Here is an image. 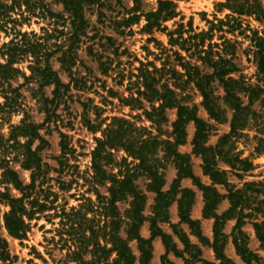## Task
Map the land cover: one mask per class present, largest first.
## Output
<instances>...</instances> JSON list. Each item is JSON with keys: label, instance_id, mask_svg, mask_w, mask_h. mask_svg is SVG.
Returning <instances> with one entry per match:
<instances>
[{"label": "trees", "instance_id": "obj_1", "mask_svg": "<svg viewBox=\"0 0 264 264\" xmlns=\"http://www.w3.org/2000/svg\"><path fill=\"white\" fill-rule=\"evenodd\" d=\"M58 1L62 4L61 11L53 10L47 0H0V34L8 39L0 44V264H13L17 259L2 230L7 236L22 241L40 219L51 225L48 229L39 225L45 228L44 233L51 234L44 237L46 253L54 256L53 251H59L57 261L62 264H153L155 237L161 239L165 249L161 264H174L168 258L170 252L184 264H212L202 258L201 248L189 240L182 224L187 226L189 234L212 248L220 264H234L223 249L227 237L223 225L231 219H235L232 242L237 254L245 264H260L263 259L247 247L241 224L246 217L252 216L245 213L246 209L259 212V219L254 217L252 225L264 246V179L244 180L242 187H237L227 174L230 172L243 179L253 167L247 156L233 152V140L245 128L257 127L259 137L254 150L264 154V40L256 30L243 26L241 19L242 15L264 17V6L259 0L219 2L218 11L227 9L228 12L223 17L214 15L212 19H205L207 29L196 31L190 20L184 23L181 19L172 28L165 24L178 16L174 0H157L155 10L143 13L138 9L139 0H133L134 4L126 9L127 15L113 23L119 33L125 29L132 32V25L138 24L143 17L140 31L149 34L146 40L157 46L158 52L153 54L160 65L152 60H138L135 71L127 76L128 95L121 96L108 88L102 98L107 101L108 97H117L123 105L142 110L141 115L151 126L136 125L118 115L101 117V107L90 106L89 98L80 101L85 127L92 133L100 132V136L94 137L88 172L70 163L75 149L68 144L67 135L62 131H59L57 166L44 161L41 150L48 143L40 129L50 123L57 124L60 116L56 110L66 104L71 88H86L85 78L77 77L73 70L80 61V46L88 43L87 52L98 61L103 74L119 63L113 65L114 59L105 55V50L111 48L112 54L118 56L119 46L112 36L99 34L85 16L87 8L94 7L99 15L104 14L100 9L105 0ZM32 20L42 22L39 32L22 29ZM89 28L94 33H89ZM154 31L167 36L166 45L152 35ZM235 32L249 38L257 66V81H263L262 84L251 83L242 73L237 74L238 42L226 36ZM215 35L218 41L213 40ZM96 38L99 42L93 43ZM96 44L102 48L100 51L94 49ZM53 61L59 64V70L67 73L68 82L61 80ZM116 74L118 84L122 85L125 74L121 71ZM24 86L44 114L40 123L31 119L21 91ZM47 86H51L50 95L44 91ZM188 87L199 92L209 119L224 120L226 108L231 111L229 130L221 134L214 145L207 144L213 125L199 117L197 105L188 101ZM218 88L221 95L216 93ZM256 102L260 103V109L254 107ZM90 108L93 119L88 115ZM166 109L176 111L170 131L161 129L168 121ZM18 114L21 118L13 123L12 117ZM189 122L195 126L192 152L201 157L202 174L209 177V184L203 183L193 172L189 154L178 150L179 145L186 143L185 126ZM120 151L122 154L118 155ZM219 160L230 169L219 167ZM168 161L174 165L176 174L164 189L163 170ZM16 165L29 171L28 182L20 178ZM139 177L144 178V189L137 183ZM184 178H189L202 193V217L213 220L211 241L202 234L200 220L191 217L195 190L181 185ZM217 185L224 186L226 192H220ZM100 187H104L103 192ZM72 189L75 191L70 192ZM148 192L154 197L150 214L146 215ZM66 193L78 203L68 205ZM223 199H227L229 205L218 212V204ZM119 203H124L125 207L121 209ZM172 203L177 204L176 223L169 218ZM145 222L148 223V237L140 232ZM161 223L171 227L183 244L182 249ZM131 242L136 244V252ZM32 250L46 261L35 247Z\"/></svg>", "mask_w": 264, "mask_h": 264}, {"label": "rangeland", "instance_id": "obj_2", "mask_svg": "<svg viewBox=\"0 0 264 264\" xmlns=\"http://www.w3.org/2000/svg\"><path fill=\"white\" fill-rule=\"evenodd\" d=\"M50 2V6L55 11L62 10V4L58 0H47ZM225 0H174L177 5L178 16L174 19L167 21L165 24L172 28L175 22H179L181 19L185 23L188 20L192 22V27L199 31L201 29H207L208 25L206 24L205 19H212L214 15L217 17H223L225 13L228 12L227 9H223L222 11H218L219 2H224ZM104 6L100 9L102 11V15H99L97 9L90 8L86 10L85 16L89 20L91 26H94V29H97L99 34L110 35L115 39L116 45L119 46L120 55L114 56L112 54V49L108 48L105 50V55H109L114 59L113 65L119 62L113 70H110L107 74L101 73L99 63L95 59V57L88 54L86 46L88 43H84L78 49L79 60L76 66L73 68L74 71L77 72V77H84L86 80V88L84 90H77L75 88H71V96L67 99L66 104H61L56 112L60 116V120H57V124L50 123V125H44L40 129L41 135L47 140V145H44L41 150V155L44 161L48 162L51 166H57L56 158L60 155V135L59 131L66 133L67 139L66 141L70 146L75 149V157L70 158V163H74L78 165V169L80 171H90L91 165V155L90 152L95 146L94 137L100 136V132L92 133L89 131L84 123H83V107L80 101H86L88 98V104L92 106L93 104L98 105L102 108L101 117H109L111 115H118L125 117L131 121H134L136 125H145L151 126L150 121H148L143 115H141L142 110L137 108H130L129 106L123 105L117 97H108L107 101L102 98V95L105 96L107 94L106 90L108 88H113L116 90L119 95L126 96L128 95V91L125 89L127 85V76L130 71H135L134 67L139 65L138 60L147 61L152 60L156 65H160V60L154 59V53L158 52L157 46L154 42H148L146 39L150 36L147 33L140 31L141 26L144 24V19L141 17L138 24L132 25V32H127V29L124 30L123 33H119L116 29V25L113 23V20L121 18L123 15H127L126 9H129L133 4V0H105ZM259 3L264 6V0H259ZM157 7V0H139L138 9L139 12H146L150 10H155ZM243 26L249 27L251 30H256L258 35L264 40V17L257 19L254 15L241 16ZM41 23H36L35 20H32L31 24L23 25V30H31L39 32V26ZM89 33H94L93 29H88ZM237 32L231 34L227 33L226 36L230 37L232 40H237L236 46V60L239 67V71L237 74L242 73L245 78L251 83H259L262 84L263 81H257V66L255 57L250 49L251 42L248 37L244 35H238ZM249 34V31H246ZM98 34V35H99ZM154 37L159 39L164 45L167 44V36L164 33L159 31H154L152 34ZM217 35L214 36L213 40L218 41ZM8 40L3 37V33L0 34V44L3 41ZM99 40H96L93 43H98ZM95 50L100 51L102 48L97 44L94 46ZM121 51H124L121 53ZM24 63L23 65H25ZM53 65L55 69L59 70V64L56 61H53ZM121 71L125 74L122 85L118 84L119 78L117 76V72ZM58 74L63 82H68L69 77L67 73L59 70ZM260 79V78H259ZM22 82V79H19ZM51 86H47L44 88V91L47 95H50ZM24 95V102L26 103L31 119L37 123L42 122L44 118V114L38 109V105L33 98L30 96V92L27 90L26 86L21 89ZM186 93L188 95V101L190 103H195L197 105V114L199 117L207 120L209 123L213 125V129L207 139L208 145H214L221 134L228 132L229 130V121L231 118V111L226 108L225 111V119L220 121H215L213 119L208 118V114L204 107L201 105V96L199 92L196 91L192 87H188L186 89ZM217 94H222L220 88L217 89ZM0 97V101H1ZM246 99L244 98V101ZM220 104L224 107L223 102L220 100ZM144 105L147 106V103L144 102ZM256 109H260V103L256 102L254 104ZM175 109H166L165 114L167 116L168 121L163 123L161 129L163 131H170L171 122L175 119L176 116ZM88 115L90 118H94V113L91 108L88 111ZM21 114L14 115L12 117V122L17 123L21 118ZM108 122V120H107ZM104 127V125H103ZM154 127V126H153ZM7 129L4 128V131ZM186 130V143L179 145L178 150L181 152L188 153L190 156V163L192 166L193 172L199 177V179L206 184L210 183V179L208 176L202 174V159L199 155L192 152V144L191 140L195 131V126L193 122H189L185 126ZM152 132L154 134L157 133L155 128H152ZM164 137V135H162ZM259 132L257 131V127L255 125H251L243 130V133L235 138L233 141V152H240L241 157L247 156L253 167L249 172H246L243 176V179H239L233 173H228L227 177L231 183H234L237 187H242V182L244 180L247 181H259L264 179V154H259L254 149L258 143ZM37 142L34 143V145ZM160 153V152H159ZM122 151L118 152V155H121ZM218 165L224 169H230L227 164L218 161ZM16 168L19 172L20 178L24 182L29 181V171L19 168L16 165ZM164 179L165 185L164 189L168 188L170 182L175 177L176 169L174 165L168 161L165 164ZM54 175V174H53ZM144 178L139 177L137 179V183L140 188L144 189ZM191 180L186 178L181 181V185H190ZM101 192L104 191V187L99 188ZM195 189V200H200L201 191H199L196 187ZM217 189L225 193L226 189L222 185H217ZM72 189L70 192H74ZM65 198L68 201V205H75L78 202L71 197H68V194H64ZM154 194L148 192L146 198V206L144 209V213L146 215L150 214L151 206L153 204ZM172 203L169 207V218L170 221L176 223V211L174 210V206ZM121 209L125 207L124 203L118 204ZM229 205L227 199H223L218 204V212L225 210ZM254 205V204H252ZM254 208V206H252ZM2 209H4L2 207ZM252 209V208H251ZM251 213L252 216H248L245 218L244 222L241 224V230L245 234L247 247L256 253L258 256L262 257V261L260 264H264V246L259 241L255 229L252 225V221L254 217L259 219L258 214L255 210L246 209L245 213ZM195 213V212H194ZM235 223V219L228 220L223 225V231L227 235L223 249L227 257L231 259L234 264H245L242 258L237 254L234 244L232 242V228ZM43 224L46 229L50 228V223H47L44 219H40L37 221V225L34 226L27 234V238L22 241L18 239L11 238L6 235V232L2 230L3 234L6 236L9 249L13 255L17 256L16 261L13 264H62L57 261L60 256L59 251H53L54 256L46 253V241L44 237H49L50 233H44L45 228H39V225ZM161 227L168 233H171L173 238H177L176 235L172 233L171 227L167 223H161ZM181 227L189 233V230L185 224H182ZM201 232L207 236H211V226L210 224L204 222L200 224ZM140 232L142 234H147L149 232L148 223L145 222ZM196 239V237H195ZM180 245V244H179ZM181 246V245H180ZM32 247L45 258L46 261H43L41 258L35 254L32 250ZM132 249L136 252V244L131 242ZM164 252L160 251L154 252L151 262L153 264H161V255ZM201 256L203 259L207 260L212 264H220V261L215 259V254L211 249H209L205 244L201 250ZM55 257V258H53ZM168 258L174 262V264H184L183 260L179 257L174 256L172 252L168 254ZM196 264H203L202 262H196ZM259 264V263H258Z\"/></svg>", "mask_w": 264, "mask_h": 264}, {"label": "crops", "instance_id": "obj_3", "mask_svg": "<svg viewBox=\"0 0 264 264\" xmlns=\"http://www.w3.org/2000/svg\"><path fill=\"white\" fill-rule=\"evenodd\" d=\"M184 179H186V178H184ZM184 179H182V180H184ZM181 180V181H182ZM183 186H187V187H192L193 189H194V186L192 185V183L190 184V185H183ZM195 190V189H194ZM173 206H174V210L176 211V217H177V220H176V222L178 221V215H177V204L175 203V204H173ZM202 208H203V197H202V195H201V198H200V200L198 201V200H196V202L193 204V206H192V208H191V212H190V214H191V217L193 218V219H199L200 220V224L201 223H204V222H206L207 224L209 223L210 224V226H211V229H212V224H213V220L212 219H209V218H203L202 217ZM195 212V213H194ZM142 234V233H141ZM187 234H188V237H189V240L192 242V243H195V244H197L200 248H201V250H202V248H203V246H204V244L203 243H201L199 240H198V238L196 237V236H194V235H192V234H189L188 232H187ZM203 234V233H202ZM143 236H145V237H148L149 236V232L147 233V234H142ZM209 241H211L212 240V230H211V236H207V235H205V234H203ZM195 237H196V239H195ZM174 239V238H173ZM174 241L177 243V246H178V248H180V249H182L183 248V244L178 240V238H175L174 239ZM152 244H153V253L155 252H158V253H160V251H162V252H164V246H163V244H162V242H161V239L159 238V237H155L154 239H153V241H152ZM181 246H180V245ZM209 249H211V251H213L212 250V248H210L208 245H206Z\"/></svg>", "mask_w": 264, "mask_h": 264}]
</instances>
